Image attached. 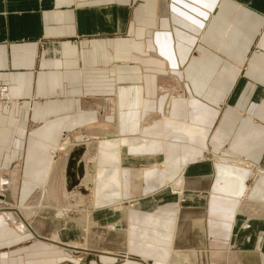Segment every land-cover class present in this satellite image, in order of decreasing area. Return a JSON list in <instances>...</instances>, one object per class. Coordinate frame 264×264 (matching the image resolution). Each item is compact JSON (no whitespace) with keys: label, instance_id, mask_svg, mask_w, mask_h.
<instances>
[{"label":"crops","instance_id":"1","mask_svg":"<svg viewBox=\"0 0 264 264\" xmlns=\"http://www.w3.org/2000/svg\"><path fill=\"white\" fill-rule=\"evenodd\" d=\"M0 88V230L37 235L62 177L93 188L68 233L114 236L17 227L0 264H264V180L233 161L264 168V0H0Z\"/></svg>","mask_w":264,"mask_h":264},{"label":"rangeland","instance_id":"2","mask_svg":"<svg viewBox=\"0 0 264 264\" xmlns=\"http://www.w3.org/2000/svg\"><path fill=\"white\" fill-rule=\"evenodd\" d=\"M6 97V101H4L2 103V105H9L10 99ZM1 104V103H0ZM66 143V142H65ZM64 150V147L59 146L58 150H54L52 152L53 156L55 159L58 158L59 161H57L58 164H56V168H57V172L59 173V175L61 174L62 168H63V163L61 160H63V157H65V152H62ZM62 153L64 154L62 157ZM60 178V177H59ZM62 177L59 179L60 181L57 182L56 184H53V188L56 189L59 193V197H57V193L56 196H54L52 199H47L44 198L43 199V207H46L47 210L44 211V216L45 214L48 212V208L51 207L52 205V201H55V203H58L57 207L60 209V214L56 213V215H51L48 217H39L36 218V221H33L32 224V228L31 229L34 233H38L37 235L41 238H48V237H52V236H56L58 239V242H81L78 245H82L83 242H104V240H107V242H114V236L109 233V228L105 229L102 228V230H96V229H92L91 231H82L81 229L79 230H74L71 233H68V231L66 230V220L64 218H67V210L72 206L74 212H70L69 217L70 220H74V222H78V223H82L81 221H83V218L85 216V214H89L90 212V205H91V201L92 198V192H93V188L91 186H88L87 183H78L79 184H84V188H86L84 191H82V193L79 195V193H75V196L70 197L67 196L68 193H66V190L64 189V185H63V180H61ZM87 185V186H86ZM46 190V189H44ZM50 190V189H49ZM48 191V190H47ZM74 191V190H73ZM78 192V191H75ZM44 194L46 195H50V193L48 192H44ZM72 195V194H71ZM49 198V197H48ZM58 201V202H57ZM130 200H127L126 203L121 205V208H123V210H126L125 208H129L132 207L134 205V202L132 201L131 203H129ZM79 204V205H78ZM78 206V207H77ZM90 207V208H89ZM26 209L23 208H19L18 212L21 213V215L23 216L22 212H24ZM72 210V209H70ZM64 212V213H63ZM53 216V217H52ZM58 218V220H63L62 224H56V222L54 221L53 223L50 221L51 219H55L54 218ZM49 218H51L49 220ZM17 219V218H16ZM15 219V221L9 223L10 225V230L3 232L2 230H0V239L3 238V236L1 234L6 235L5 239L10 238L9 240H11V242H17L18 239V235L16 234L21 226V228L24 229L25 232H27L26 234H28V230L24 227L23 224H19L18 226V221ZM49 220V221H48ZM39 222V223H38ZM30 224V225H31ZM18 227V230L16 229ZM75 227H79L77 225H75ZM20 228V229H21ZM23 231V232H24ZM70 234V235H67ZM22 235V233H21ZM35 235V234H34ZM33 236V234L29 233V236L26 237V239L22 240L23 242H37L38 239L36 240V236ZM50 235V236H49ZM34 238V239H33ZM108 238V239H107ZM26 240V241H25ZM50 240V239H49ZM101 240V241H100ZM21 241V242H22ZM57 242V241H54Z\"/></svg>","mask_w":264,"mask_h":264},{"label":"built area","instance_id":"3","mask_svg":"<svg viewBox=\"0 0 264 264\" xmlns=\"http://www.w3.org/2000/svg\"><path fill=\"white\" fill-rule=\"evenodd\" d=\"M4 101H6V97L2 93V89L0 88V103L2 104ZM233 161L238 164V168L243 167L247 170L248 172L247 182L249 184H252L257 179L264 180V168L260 164L251 163V162H248L247 160H233ZM131 202L132 200L129 201V203Z\"/></svg>","mask_w":264,"mask_h":264},{"label":"bare ground","instance_id":"4","mask_svg":"<svg viewBox=\"0 0 264 264\" xmlns=\"http://www.w3.org/2000/svg\"><path fill=\"white\" fill-rule=\"evenodd\" d=\"M64 182H65V181L63 180V185H64ZM82 183H85V182H82ZM86 183H87L88 186H91V185H90V184H91L90 182H86ZM65 185H66V182H65ZM87 185H86V186H87ZM85 189H86V188H84V184H80V185L75 186V187L73 188L74 191H78V192H82V191H84ZM69 192H70V191H69ZM80 195H81V194H80ZM57 202H58V201H57ZM57 204H58V203H57ZM78 205H79V204H78ZM77 207H78V206H77ZM23 213H24V212H23ZM30 213H31V212H30ZM30 213H29V214L24 213V214H26V216H29V215H31ZM20 228H21V227H20ZM20 230H21V231H24L23 228H21ZM22 233H25V232H22ZM30 234H31V233H30ZM28 235H29V233H28ZM49 236H50V235H49Z\"/></svg>","mask_w":264,"mask_h":264},{"label":"water","instance_id":"5","mask_svg":"<svg viewBox=\"0 0 264 264\" xmlns=\"http://www.w3.org/2000/svg\"><path fill=\"white\" fill-rule=\"evenodd\" d=\"M75 149H76V148H75ZM75 149H74V152H73L74 154L76 153V150H75ZM68 161H69V165H70V166L73 165V162H74V160H73V155H70V156H69V160H68Z\"/></svg>","mask_w":264,"mask_h":264}]
</instances>
